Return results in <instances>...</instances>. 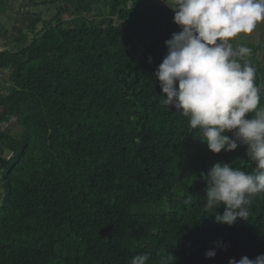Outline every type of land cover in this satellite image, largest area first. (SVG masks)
I'll return each mask as SVG.
<instances>
[{"label":"trees","instance_id":"obj_1","mask_svg":"<svg viewBox=\"0 0 264 264\" xmlns=\"http://www.w3.org/2000/svg\"><path fill=\"white\" fill-rule=\"evenodd\" d=\"M163 1L43 0L55 13L40 31L39 14L25 31H0V264H130L145 252L147 264H228L264 254V193L228 226L206 209L199 178L217 162L253 173L247 146L212 153L182 110L162 103L153 73L180 31L175 0ZM4 4L17 15L33 0ZM259 26L237 40L251 50L241 63L255 68L264 108Z\"/></svg>","mask_w":264,"mask_h":264},{"label":"clouds","instance_id":"obj_2","mask_svg":"<svg viewBox=\"0 0 264 264\" xmlns=\"http://www.w3.org/2000/svg\"><path fill=\"white\" fill-rule=\"evenodd\" d=\"M170 8L180 31L165 41L167 55L153 73L165 97L162 103L182 110L212 153L246 145L256 165L247 173L217 162L200 174L206 184V209L215 214V222L232 226L247 219L252 198L264 193V108L258 107L256 70L241 63L251 50L231 43L264 23V0H175ZM221 206L222 214L216 211ZM205 255L214 258L216 252ZM149 258L148 252L137 254L130 264H147ZM228 264H264V254L233 258Z\"/></svg>","mask_w":264,"mask_h":264},{"label":"rangeland","instance_id":"obj_3","mask_svg":"<svg viewBox=\"0 0 264 264\" xmlns=\"http://www.w3.org/2000/svg\"><path fill=\"white\" fill-rule=\"evenodd\" d=\"M41 1H43V0H33V5L29 7L28 12L23 13V14H20V13L17 14L15 21L18 23V25L21 26L18 29H22L23 31H25L23 28H25L24 25L27 23L26 20H30V23H31V21H33V18H35L36 15H38V14L42 15L41 16V18H42L41 21L42 22H41V25L39 26L40 28L38 27V31H40L43 28L42 26H44L45 22H47V21L52 19L53 15L55 13V8L52 7L51 4H43V3L40 4ZM161 2H163L166 5V3L163 0H161ZM8 8H9L8 9L9 15L11 16V18H13L15 14L11 11L10 7H8ZM259 25L262 26L263 23H260ZM1 26H2V28L0 29V31H1L2 34L6 33V31L4 30V29H6V30H8L10 32V35L12 36L13 30L10 29L9 23L1 24ZM260 26H259L258 31L256 33V34L259 35V40H260V37L264 38V27H260ZM248 37H249V35H247V39H248ZM237 38H235L231 42V43H233L234 46L240 45V43L238 42ZM260 59L264 61V53H262L260 55ZM9 154L10 153H8V155ZM5 157H6V153H5ZM11 158H7V160H10ZM1 203H2V199L0 198V206H1Z\"/></svg>","mask_w":264,"mask_h":264},{"label":"crops","instance_id":"obj_4","mask_svg":"<svg viewBox=\"0 0 264 264\" xmlns=\"http://www.w3.org/2000/svg\"><path fill=\"white\" fill-rule=\"evenodd\" d=\"M5 1H14L15 2V6H17L18 5V3H19V1H25V0H3V3H1L0 4V23H1V18H2V20H4V21H7V20H9V24L11 25L10 27L11 28H14V26L15 25H17V26H20V25H18V23L16 24V23H14V19H16V16L17 15H14V17L13 18H11V16L9 15V11H8V7H6L7 8V12H5V4H4V2ZM25 7V6H24ZM19 8H17V12H19ZM27 11L29 10V8H27L26 9ZM21 11V10H20ZM22 14V13H21ZM26 24H25V27L30 23V20H26ZM14 32V31H13ZM0 43H2V41L0 40ZM240 43V42H239ZM2 46H5V45H2ZM1 50H3L2 48H1Z\"/></svg>","mask_w":264,"mask_h":264},{"label":"built area","instance_id":"obj_5","mask_svg":"<svg viewBox=\"0 0 264 264\" xmlns=\"http://www.w3.org/2000/svg\"><path fill=\"white\" fill-rule=\"evenodd\" d=\"M0 51H1V48H0ZM2 78H3V76L2 75H0V79L2 80ZM7 93V92H6ZM4 128H7L8 127V124L7 123H4V126H3ZM8 153H10L9 155H8ZM12 153L10 152V151H7L6 152V157L7 158H11L12 157Z\"/></svg>","mask_w":264,"mask_h":264}]
</instances>
